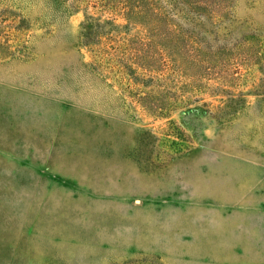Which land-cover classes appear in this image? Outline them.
Masks as SVG:
<instances>
[{
    "label": "rangeland",
    "instance_id": "374dc122",
    "mask_svg": "<svg viewBox=\"0 0 264 264\" xmlns=\"http://www.w3.org/2000/svg\"><path fill=\"white\" fill-rule=\"evenodd\" d=\"M72 3L0 0L26 26L0 59V264H264V0H159L215 66L157 82L159 114L94 69Z\"/></svg>",
    "mask_w": 264,
    "mask_h": 264
},
{
    "label": "trees",
    "instance_id": "16d2710c",
    "mask_svg": "<svg viewBox=\"0 0 264 264\" xmlns=\"http://www.w3.org/2000/svg\"><path fill=\"white\" fill-rule=\"evenodd\" d=\"M179 1L189 10H200L208 2ZM72 4L74 10L81 6L87 10L81 23V37L83 44L92 50L94 69L115 75L125 91L135 96L139 93L137 101L155 108L158 114L166 104L156 96L162 90L157 82L166 76L187 77L196 82L202 71L215 67H206L205 61L196 57L198 43L193 45L186 32L172 25L159 7V0H73ZM118 18L124 23H117ZM25 30L24 21L15 12L0 8V59L23 50ZM147 81L151 82V89H137ZM183 84L186 83L175 85L182 90Z\"/></svg>",
    "mask_w": 264,
    "mask_h": 264
}]
</instances>
